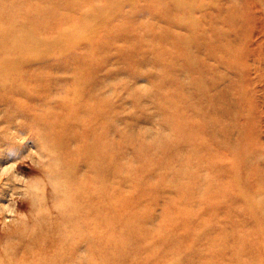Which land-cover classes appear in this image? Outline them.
Segmentation results:
<instances>
[{"label": "rangeland", "instance_id": "374dc122", "mask_svg": "<svg viewBox=\"0 0 264 264\" xmlns=\"http://www.w3.org/2000/svg\"><path fill=\"white\" fill-rule=\"evenodd\" d=\"M0 264H264V0H0Z\"/></svg>", "mask_w": 264, "mask_h": 264}, {"label": "bare ground", "instance_id": "6f19581e", "mask_svg": "<svg viewBox=\"0 0 264 264\" xmlns=\"http://www.w3.org/2000/svg\"><path fill=\"white\" fill-rule=\"evenodd\" d=\"M83 155L84 156H88L89 155V157H90V160L92 161V163L93 162H95V158H96V153L95 152H91L90 150H89V153L87 152V151H85L84 153H83ZM96 163V162H95ZM84 197V196H83ZM87 198V197H86ZM67 236H69V235H67Z\"/></svg>", "mask_w": 264, "mask_h": 264}]
</instances>
